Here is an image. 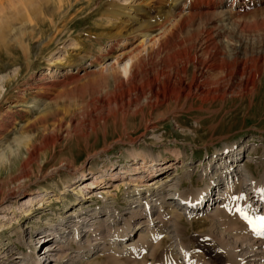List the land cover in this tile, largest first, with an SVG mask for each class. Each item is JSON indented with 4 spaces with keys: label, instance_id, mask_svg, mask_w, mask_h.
<instances>
[{
    "label": "bare ground",
    "instance_id": "obj_1",
    "mask_svg": "<svg viewBox=\"0 0 264 264\" xmlns=\"http://www.w3.org/2000/svg\"><path fill=\"white\" fill-rule=\"evenodd\" d=\"M144 2L148 7L147 14L148 10H155L160 4L162 9L157 15L158 20L154 22L147 17L137 21L135 18L138 22L137 26L126 34L120 30L116 35L118 40L102 52V60L113 56L115 63L108 69L107 75H105L106 67L102 63L99 76L108 84L109 75H113L115 89L109 93L106 84L107 90L100 92L96 99L87 104V120L82 122V125L93 130L95 125L107 123L112 116L145 115L147 111L152 114L163 107L173 112H181L195 109L197 103L200 104L197 109L206 110V105L210 108L215 103L225 104L230 98L244 99L248 96L251 98L256 96L264 78V0H145ZM138 10L144 11V9ZM106 14L109 19L108 25L111 26L114 12L106 10ZM127 40L129 42L133 40L132 45L127 50L122 49ZM115 51H118V54L115 55ZM90 73L88 72L87 76ZM76 79V83L81 80L79 77ZM64 81L47 83L53 86L54 91L55 85L68 86L66 87L68 89L63 90L62 93L61 91L55 93L53 90H48L49 86L48 89L44 86L39 94L40 101L47 102L54 96L59 98L71 94L75 89L70 88L73 84ZM19 102L21 101L14 103ZM49 114H51L50 110L44 109L19 129L15 125L16 122L11 119L7 123L0 124L1 135L15 133V139L23 138L28 142L25 145L28 157L21 164L18 178L13 180L22 182L30 180L36 170L35 165H38V171L41 170L43 164L40 161L43 151L55 143V137L46 139L43 144H36L35 140L31 139L30 131L37 127L38 122L43 129H46V119ZM6 116L9 118L7 113ZM77 124L72 125V131H78ZM54 126L59 129L56 133L57 139L60 138L61 132L70 133V128L63 129L62 120H56ZM4 140L5 137H0V142ZM234 146H226L225 152L218 155L220 165L214 171L209 173L210 166L206 168L207 175L201 178L206 182L204 188H195L193 175L189 173L182 175L177 182L174 181L177 179L176 176L168 173L171 164L160 156L151 154L149 159L142 157L139 159L141 160L139 166L134 170H137L136 173H140L138 169L145 170L150 179L145 182L146 184H135L137 187L133 192L128 189L130 185H134L133 181H139L141 175H137L135 180L131 177L125 183L128 195L132 193L129 196L130 207L126 215L118 212V200L110 189L113 187L117 189L115 183L118 182L105 181V178L98 176L99 173L92 171L89 172L92 177L88 178L86 171L80 172L79 169L69 167L73 182L80 177L85 179L79 184L62 183L65 186L64 190L56 183L58 190L64 192L54 195L55 201L63 203L70 192H75L77 198L69 204L71 207L69 205L64 207L68 214L66 213L65 217L59 216L57 222L55 221L57 224L54 221L49 222L41 232L43 236L38 238L39 243L47 248L45 255L46 259L50 260L48 264H91L101 258L105 259L106 264H146V257L151 256L150 254L165 240L169 241L171 250L175 252L180 250L179 264H218L212 255L208 254L212 259L201 257L194 252L192 244L185 248L177 247L171 238V233L174 237L182 235L183 229L179 224L182 219L180 210L183 209L189 214V222L192 223L198 218L196 214L204 205L210 206L207 210L204 207L203 213L207 217H215L216 234H219L216 237H221V243L211 246L214 252H226L229 255V262L235 264H264V238L255 239L253 234L256 233L248 229L247 221L237 211V208L244 209L253 219L264 215V211L261 212L262 209L264 210V179L250 184L244 181L243 176L246 175V171L252 179L254 173L250 166L241 165L242 160L238 155L239 152L233 150ZM241 151L242 149L240 154ZM20 153L19 147L14 148L8 143L0 151V165L10 161L13 155L18 157ZM176 156L179 159L181 153ZM138 157V154L135 155V159ZM181 161L183 160L179 162ZM240 166L244 174L238 179ZM128 178L129 176H126L125 179ZM186 179H189L191 187L182 190L183 181ZM71 180L68 182H72ZM222 185L223 189L220 190ZM215 187L219 188L218 191L221 193L219 197H212ZM3 191L5 190L0 187V194H3ZM18 191H9L4 195L8 198H17L21 192ZM86 191L93 195L85 196ZM98 193L108 194L110 197L106 198L108 195H102L106 203L103 210L106 213L103 215H99L98 210L94 211L86 207V202ZM241 193L244 194L245 199H232ZM45 196L42 193H29L18 209L19 215L27 218L36 215L45 206ZM109 199L113 201L109 202ZM102 216L106 217L102 219ZM116 218L122 220L115 221ZM71 221L74 225L69 224ZM3 226L4 224H1L0 229ZM66 234L67 238L59 239ZM90 235L92 239L83 240ZM73 242L76 247H72ZM12 251L11 247L2 252L5 258L9 259V264L18 262L44 264L40 258L34 257L32 252L25 253L20 249ZM194 254H198L201 260ZM176 260L178 261V258Z\"/></svg>",
    "mask_w": 264,
    "mask_h": 264
},
{
    "label": "rangeland",
    "instance_id": "obj_2",
    "mask_svg": "<svg viewBox=\"0 0 264 264\" xmlns=\"http://www.w3.org/2000/svg\"><path fill=\"white\" fill-rule=\"evenodd\" d=\"M90 1L0 0V92L2 91L0 124L7 123L11 119L16 122L15 125L19 129L29 119L32 120L44 109H49L51 114L46 119L47 128L43 129L38 122L37 127L30 131V135L36 144H43L46 139L55 137V143L43 151L40 161L43 164L41 170L38 171V165H35L36 170L32 178L22 182L13 178H18L21 164L28 157L25 147L28 142L23 138L15 139V133L3 136L0 132V137H5V140L0 142V151L8 143L14 148L21 149L18 157L13 155L10 161L0 165V187L5 190L3 194H0V225L4 224L0 229V264L10 263L2 252L11 247L12 252L19 249L25 253L32 252L31 254L40 258L42 263H50L45 255L47 248L41 242L39 243L38 238L43 236L41 232L49 222H57L59 216L65 217L68 214L64 207L72 204L77 198L75 192H70L65 203L55 201L54 195L64 192L58 190L56 183L64 190L65 186L62 183L79 184L85 179L80 177L73 182L69 167L79 169L80 172L86 171L88 178L92 177V174H89L92 171L99 173L98 176L105 178V181L118 182L115 183L118 186L117 189L115 187L110 189L118 200V212L122 215H126L130 207L129 196L132 195V193L128 195V188L124 185L131 177L135 180L137 175H141V178L139 181H133L134 185H130L128 191L133 192L137 183L146 184L145 182L150 179L146 171L138 169L140 173H136L137 170L134 169L139 166L138 163L141 162L139 159L142 157L149 159L151 154L160 156L171 164L168 173L176 176L177 179L174 181L177 182L182 175L189 173L193 175L195 188H204L206 182L201 178L203 175L206 177V168L210 166L209 173L214 171L220 165L218 155L225 152L226 146L235 145L233 150L239 152L241 165L250 166L254 173L253 179L251 175L248 176L247 171L243 176L240 166L238 179L241 174L248 184L264 179V78L255 97L230 98L225 104L215 103L210 108L206 105V110L197 109L200 106L197 103L195 109L181 112H173L163 107L152 114L147 111L145 115L112 116L107 123L95 125L93 130L81 124L87 120V104L96 99L100 92L107 90L105 88L107 83L103 77L99 76L101 64L103 63L106 67L105 75H107L108 69L115 63L113 56L102 60V52L118 40L116 35L120 30L126 34L137 26L138 22L135 18L139 21L150 17L155 22L162 9L158 4V8L148 10L147 14L148 7L145 0ZM138 9H144V11L141 12ZM106 10L114 12L111 26L108 25L109 19L105 16ZM50 37H54L53 40L49 41ZM132 41L127 40L122 49L127 50L132 45ZM116 54L118 51H115ZM88 72H91L89 76H87ZM76 77L81 79L77 81L78 83H76ZM61 80L73 84L70 88L75 89L71 94L62 95L59 98L54 96L47 102L40 101L41 89L44 86L47 88L51 81ZM107 80L108 92L111 93L115 89L113 75H109ZM52 87L49 86L50 89H47L51 91ZM66 87L68 86L55 85V91L62 93L63 90L68 89ZM16 101L21 102L14 103ZM56 120H62L63 129L70 128V133L61 132L60 138L57 139L56 133L59 129L54 126ZM72 121L79 123L77 124L79 129L76 132L71 130L72 125L75 124ZM240 149H242L241 154ZM179 153L181 157L178 159L176 155ZM137 154L139 157L135 159ZM180 160L184 162L180 163ZM233 165L236 166V164ZM112 175L115 177L112 178ZM126 176L129 178L125 179ZM70 180L72 182H68ZM190 187L189 179L184 180L182 190ZM218 189V187L214 188L212 197L221 195ZM13 190L25 193L20 192L17 198H8L4 195ZM29 193H42L46 195V200L43 209H40L33 217L27 218L19 215L18 209ZM99 194L98 197L94 196L86 202V207L90 210H98L99 215H103L106 213L103 211L106 203L102 195L108 194ZM92 195L89 192L85 194L88 197ZM108 197L109 195L106 198ZM112 201L113 199H109V202ZM15 206H17L16 209ZM204 207L206 210L210 209V206L204 205L196 214L198 218L192 223L189 222V214L183 209L180 210L182 219L179 224L183 229L181 235L183 239L176 235L174 237L171 233L172 241L177 247L183 248L192 244L195 253L207 258L210 254L218 264H235V262H229V255L226 252H214L211 248L212 245L221 243V237H216L219 234H216L215 217H207L203 213ZM263 211L262 209L261 212ZM105 217L102 216V219ZM116 220L122 219L116 218ZM70 223L74 225L72 221ZM91 235L88 238L84 237L83 240L92 239ZM63 238H67V234L59 239ZM74 243L72 247H76ZM173 251L169 241L165 240L150 254L151 256L146 257V264H179L180 250ZM198 254L194 256L197 255L196 257L201 260ZM104 260L101 258L91 264H106ZM16 261L18 262V259Z\"/></svg>",
    "mask_w": 264,
    "mask_h": 264
},
{
    "label": "snow or ice",
    "instance_id": "obj_3",
    "mask_svg": "<svg viewBox=\"0 0 264 264\" xmlns=\"http://www.w3.org/2000/svg\"><path fill=\"white\" fill-rule=\"evenodd\" d=\"M234 200L245 199L244 194L241 193L239 196L232 197ZM237 211L240 213L241 217L248 221L250 225H253L254 228L259 231L261 235H264V215L257 216L255 219L249 216L248 212L244 209L237 208Z\"/></svg>",
    "mask_w": 264,
    "mask_h": 264
}]
</instances>
